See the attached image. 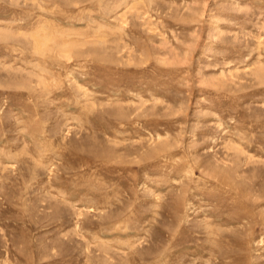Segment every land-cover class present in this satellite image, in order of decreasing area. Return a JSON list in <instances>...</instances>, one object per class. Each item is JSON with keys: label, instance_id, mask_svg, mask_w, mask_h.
Returning a JSON list of instances; mask_svg holds the SVG:
<instances>
[{"label": "rangeland", "instance_id": "374dc122", "mask_svg": "<svg viewBox=\"0 0 264 264\" xmlns=\"http://www.w3.org/2000/svg\"><path fill=\"white\" fill-rule=\"evenodd\" d=\"M0 264H264V0H0Z\"/></svg>", "mask_w": 264, "mask_h": 264}]
</instances>
